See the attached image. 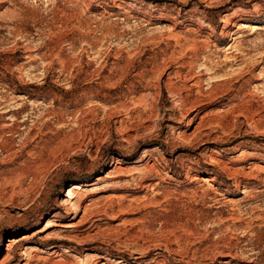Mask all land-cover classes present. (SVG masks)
Returning a JSON list of instances; mask_svg holds the SVG:
<instances>
[{
  "label": "rangeland",
  "instance_id": "1",
  "mask_svg": "<svg viewBox=\"0 0 264 264\" xmlns=\"http://www.w3.org/2000/svg\"><path fill=\"white\" fill-rule=\"evenodd\" d=\"M26 263L264 264V0H0V264Z\"/></svg>",
  "mask_w": 264,
  "mask_h": 264
},
{
  "label": "bare ground",
  "instance_id": "2",
  "mask_svg": "<svg viewBox=\"0 0 264 264\" xmlns=\"http://www.w3.org/2000/svg\"><path fill=\"white\" fill-rule=\"evenodd\" d=\"M253 26V29L254 30H256V29H259L260 28V26H258V25H252ZM242 27V26H241ZM251 154V153H250ZM244 156V155H243ZM203 180V179H202ZM205 181H207V180H205ZM81 187H80V185H78V184H73V185H71L68 189H67V193H66V196L67 197H69L71 200H69V199H67V200H69V202H71L72 201V199L74 198V196H75V193L78 191V189H80ZM67 202V201H66ZM75 203V202H74ZM73 203V204H74ZM69 204V203H68ZM37 250H40V248L39 247H37V246H33V247H31V251H37ZM37 256V255H36ZM92 257V256H91ZM26 264H29V263H26Z\"/></svg>",
  "mask_w": 264,
  "mask_h": 264
}]
</instances>
